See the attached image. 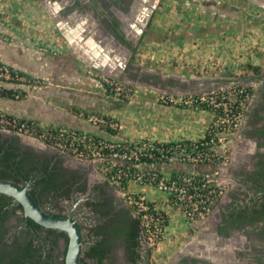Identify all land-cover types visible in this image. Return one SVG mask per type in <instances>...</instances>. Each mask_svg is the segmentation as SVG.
I'll return each instance as SVG.
<instances>
[{
    "label": "flooded vegetation",
    "instance_id": "obj_1",
    "mask_svg": "<svg viewBox=\"0 0 264 264\" xmlns=\"http://www.w3.org/2000/svg\"><path fill=\"white\" fill-rule=\"evenodd\" d=\"M43 1H70L67 14L81 9L86 41L109 38L113 42H105L112 50L119 46L130 52L150 28L157 9V0ZM248 1L264 6V0ZM254 79L260 85L224 169L225 195L201 224L216 219L212 235H198L192 249L168 264H264V182L258 176L264 169V68ZM0 178L28 186L46 211L77 220L83 238L80 264H154L146 234L124 194L99 174L94 162L27 134L0 129ZM31 239L32 256L24 264H65L67 232L32 223L18 200L0 193V253L22 248Z\"/></svg>",
    "mask_w": 264,
    "mask_h": 264
},
{
    "label": "crops",
    "instance_id": "obj_2",
    "mask_svg": "<svg viewBox=\"0 0 264 264\" xmlns=\"http://www.w3.org/2000/svg\"><path fill=\"white\" fill-rule=\"evenodd\" d=\"M35 2L0 0V60L27 75L47 80V85L41 87L46 94L39 95L41 91L35 89V95L29 94L26 99L16 102L0 97V108L35 120L38 125L75 128L117 139L197 140L205 135L210 114L160 105L155 100L156 93L198 92L222 83L247 82V78L240 75L231 79L221 73L187 76L181 73H158L150 69L157 74V77L152 78V73L144 71L140 65H129L133 55L129 50L119 46L112 50L110 45L107 46L105 41L110 40L112 43L111 39L104 41V38L92 37L86 41L87 28L81 9L74 8L72 13L67 14L68 5H72L70 1L66 4L55 1L47 6L49 18L45 25L49 32H42L44 23L37 16V10H34ZM219 29L221 31L217 35L203 37V41L208 42L207 47L191 49L189 55L200 56L199 52H204V56L205 52H209L213 57H229L234 49L226 42L228 36L222 40V34H228L230 28L227 26ZM185 41L182 40L178 47L183 56ZM220 64L218 62L211 70H224L226 63L222 62L223 67ZM227 70H231V66H227ZM91 71L129 82L137 92L132 99L117 98L101 80L88 74ZM47 97L50 102L46 101ZM82 110L114 117L119 120L121 129L93 126L79 116ZM186 228L187 225L183 223H171L169 240L162 245L161 251L168 255L180 245L178 236L180 232L187 234L189 229ZM162 260L164 258H160L158 263Z\"/></svg>",
    "mask_w": 264,
    "mask_h": 264
},
{
    "label": "built area",
    "instance_id": "obj_3",
    "mask_svg": "<svg viewBox=\"0 0 264 264\" xmlns=\"http://www.w3.org/2000/svg\"><path fill=\"white\" fill-rule=\"evenodd\" d=\"M100 80L110 92L125 99H132L137 92L131 84L111 76L103 75ZM25 83L37 84L38 80L0 60L1 95L9 91L7 84ZM252 95L250 84L236 82L198 92H157L155 100L160 105L210 114L206 133L197 140L117 139L69 127L40 129L37 123L22 121L3 109L0 129L27 134L94 162L99 174L124 194L157 264L154 251L159 252L169 240L171 223L194 229L214 213L224 197V169ZM87 120L98 128L121 129L119 120L111 116L92 114Z\"/></svg>",
    "mask_w": 264,
    "mask_h": 264
},
{
    "label": "rangeland",
    "instance_id": "obj_4",
    "mask_svg": "<svg viewBox=\"0 0 264 264\" xmlns=\"http://www.w3.org/2000/svg\"><path fill=\"white\" fill-rule=\"evenodd\" d=\"M156 5L157 9L150 28L145 31V35L140 41H136V50L131 52L133 55L130 58V66L137 64L140 65L144 71L153 69L158 73H181L187 76L191 74L214 75L216 73H221L233 79V77L240 75L247 78L246 83L251 85L253 93L258 89L260 84L257 83L254 78L259 76L249 71L247 69V64L253 63L261 65L264 68V6H257L256 4L250 3L248 0H157ZM34 10H37L36 12L39 13L37 16L44 23L43 30L41 31L48 33V27L45 25L49 18L47 5L43 0H36ZM209 19L211 20L209 21ZM227 26L230 30H227L228 34H222L224 37L222 40H226V36L229 37L226 42L230 43L233 47V54L231 53L229 57L223 55L213 57V55H209V52H205L204 56L202 55L204 52H199L200 56L189 55L192 53H189L191 49L194 50L197 47L208 46V42L203 41V37H211L214 34L217 35L221 31L219 29L220 27ZM185 39L186 41L182 47L185 49L183 56L181 55L182 50H178V47L179 43L181 44L182 40ZM216 62L221 63V66L222 62L226 63L224 70H211V68L217 64ZM194 63H199V65L196 66ZM184 65L188 66L185 67ZM227 66H231V70H227ZM154 71H150V73H152V78L157 77ZM88 74L99 80L101 76H103V74L93 71L88 72ZM36 79L38 80L37 84H7V89H11L12 93L7 97L0 94V97L10 98L16 102L17 100L26 99L29 94L35 95L37 93L35 89H39L41 91L39 95H41L43 93L41 87L47 85V80L43 78ZM117 79L126 82L120 78ZM131 85L134 87L133 84ZM107 90L109 91L108 88ZM44 93L46 94V92ZM110 93L117 98L125 99L112 92ZM49 100L50 98L47 97L46 101L48 102ZM6 112L17 115L9 111ZM79 114V116L87 122H89L87 120L88 115H102L100 113L85 110L79 111ZM17 116L36 123L35 120L24 118L19 115ZM89 123L92 124L91 122ZM46 127L52 126L39 125L38 128L42 129ZM235 137L233 138L232 144L234 143ZM35 140L40 141L37 139ZM44 144L48 145L46 143ZM215 220L208 225H199L194 229H189L187 234H182L183 232H180L178 236V244L180 245L168 255L161 251L163 250V246L159 248V252L154 251L155 257L158 259L164 258V260L158 264H168L172 259L178 257L181 252L184 253L192 249L194 243H198V235L199 237L201 235L211 237V232L213 230L211 227H214ZM154 264H156V262H154Z\"/></svg>",
    "mask_w": 264,
    "mask_h": 264
},
{
    "label": "water",
    "instance_id": "obj_5",
    "mask_svg": "<svg viewBox=\"0 0 264 264\" xmlns=\"http://www.w3.org/2000/svg\"><path fill=\"white\" fill-rule=\"evenodd\" d=\"M44 2L47 6L51 5V3ZM0 193L9 195L18 200L23 206L25 215L42 226L67 232L69 243L65 264H80L83 238L77 220L71 216L59 215L46 211L31 194L28 186L21 185L17 182L0 178ZM180 255H182V252Z\"/></svg>",
    "mask_w": 264,
    "mask_h": 264
},
{
    "label": "trees",
    "instance_id": "obj_6",
    "mask_svg": "<svg viewBox=\"0 0 264 264\" xmlns=\"http://www.w3.org/2000/svg\"><path fill=\"white\" fill-rule=\"evenodd\" d=\"M247 69L249 71H252L255 73L257 76H260L263 71V67L261 65H256L253 63H248L247 64ZM251 92L253 93V89L251 88ZM12 93V90L5 91L2 93V96L7 97L9 94ZM22 121H25L26 119L21 118ZM31 122V121H29ZM264 135V131H263ZM258 176L260 177L261 180L264 182V169L258 172ZM264 186V183H261ZM32 193V192H31ZM33 195V193H32ZM34 196V195H33ZM262 210L264 213V202L262 204ZM32 223L41 226V224L37 223L35 220L32 219ZM34 240L31 239L24 247L21 248V246H16L13 249L5 250L2 253H0V263H7V264H24L25 262L29 261V259H26L27 257L32 256V250L34 248ZM92 253H88V255H91ZM23 259L24 262H23ZM4 263V264H5Z\"/></svg>",
    "mask_w": 264,
    "mask_h": 264
}]
</instances>
